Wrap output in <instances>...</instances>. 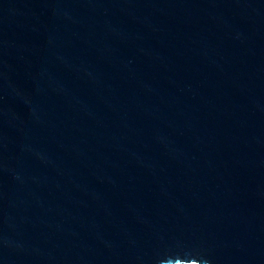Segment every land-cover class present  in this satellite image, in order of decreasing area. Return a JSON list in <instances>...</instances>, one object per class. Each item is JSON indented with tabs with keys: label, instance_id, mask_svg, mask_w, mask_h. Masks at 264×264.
I'll list each match as a JSON object with an SVG mask.
<instances>
[{
	"label": "water",
	"instance_id": "1",
	"mask_svg": "<svg viewBox=\"0 0 264 264\" xmlns=\"http://www.w3.org/2000/svg\"><path fill=\"white\" fill-rule=\"evenodd\" d=\"M0 264H264V0H0Z\"/></svg>",
	"mask_w": 264,
	"mask_h": 264
}]
</instances>
